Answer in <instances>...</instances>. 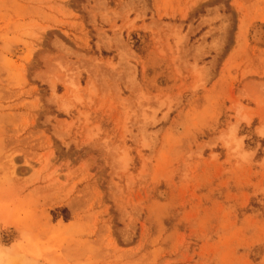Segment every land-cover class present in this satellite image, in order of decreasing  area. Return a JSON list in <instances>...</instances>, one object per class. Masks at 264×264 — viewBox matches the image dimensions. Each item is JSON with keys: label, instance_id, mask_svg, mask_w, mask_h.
<instances>
[{"label": "rangeland", "instance_id": "rangeland-1", "mask_svg": "<svg viewBox=\"0 0 264 264\" xmlns=\"http://www.w3.org/2000/svg\"><path fill=\"white\" fill-rule=\"evenodd\" d=\"M256 27L264 0H0V264H264Z\"/></svg>", "mask_w": 264, "mask_h": 264}, {"label": "bare ground", "instance_id": "bare-ground-1", "mask_svg": "<svg viewBox=\"0 0 264 264\" xmlns=\"http://www.w3.org/2000/svg\"><path fill=\"white\" fill-rule=\"evenodd\" d=\"M263 31H264V30H262V29L256 27V29H255V34H254V35H256L255 37H258L259 39H260L261 37H263V36H262V35H263ZM255 37H254V38H255ZM259 39H258V40H259ZM262 40H263V39H262ZM260 41H261V40H260ZM262 130H263V128H262Z\"/></svg>", "mask_w": 264, "mask_h": 264}]
</instances>
